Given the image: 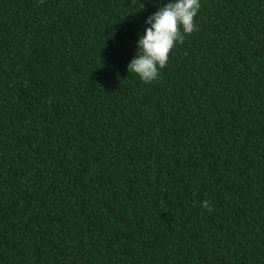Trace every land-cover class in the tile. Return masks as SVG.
<instances>
[{"label": "trees", "instance_id": "1", "mask_svg": "<svg viewBox=\"0 0 264 264\" xmlns=\"http://www.w3.org/2000/svg\"><path fill=\"white\" fill-rule=\"evenodd\" d=\"M168 2L0 0V264H264V0H200L145 84Z\"/></svg>", "mask_w": 264, "mask_h": 264}, {"label": "clouds", "instance_id": "2", "mask_svg": "<svg viewBox=\"0 0 264 264\" xmlns=\"http://www.w3.org/2000/svg\"><path fill=\"white\" fill-rule=\"evenodd\" d=\"M201 6L200 0H170L148 16L145 24L149 27L140 35L136 53L127 65L129 74H136L145 84L157 80L174 46L182 44L188 35L198 30L194 18ZM201 207L209 212L213 210L208 200L203 201Z\"/></svg>", "mask_w": 264, "mask_h": 264}]
</instances>
